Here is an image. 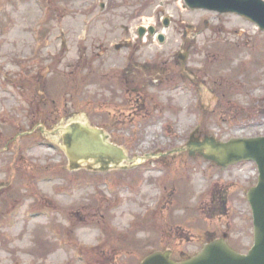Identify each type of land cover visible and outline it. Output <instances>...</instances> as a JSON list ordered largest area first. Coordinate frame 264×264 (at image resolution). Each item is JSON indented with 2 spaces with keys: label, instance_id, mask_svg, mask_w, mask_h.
I'll list each match as a JSON object with an SVG mask.
<instances>
[{
  "label": "rangeland",
  "instance_id": "1",
  "mask_svg": "<svg viewBox=\"0 0 264 264\" xmlns=\"http://www.w3.org/2000/svg\"><path fill=\"white\" fill-rule=\"evenodd\" d=\"M141 27L155 34L139 38ZM55 118L102 130L126 170L72 171L58 131L3 148ZM192 134L264 136L255 24L183 0H0V264H139L164 250L180 261L222 234L246 250L248 206L239 192L220 200L253 185L254 166L244 177L186 152L154 156Z\"/></svg>",
  "mask_w": 264,
  "mask_h": 264
},
{
  "label": "water",
  "instance_id": "2",
  "mask_svg": "<svg viewBox=\"0 0 264 264\" xmlns=\"http://www.w3.org/2000/svg\"><path fill=\"white\" fill-rule=\"evenodd\" d=\"M183 2L190 10L200 9L217 14L239 15L264 31L263 0H183ZM163 25L167 26V21L163 22ZM148 32L152 35L154 29L149 28ZM144 33L143 28L138 29L140 37ZM158 38L161 43L163 36L159 35ZM180 59L184 60L183 57ZM62 128L63 150L71 170H76L86 163L87 168L97 166L99 170L105 171L120 167L123 162L128 161L124 151L111 144L103 131L92 129L77 121H71ZM58 130L59 128L56 131ZM185 150L189 156L197 153L206 161L221 167L242 161L255 163L258 183L247 195L253 219V247L245 255H240L232 251L223 240H216L206 244L197 255L184 261H172L171 253L167 250L151 253L140 264H264V137L234 138L220 142L207 135L203 137L192 135L184 149L160 156L173 155Z\"/></svg>",
  "mask_w": 264,
  "mask_h": 264
},
{
  "label": "flooded vegetation",
  "instance_id": "3",
  "mask_svg": "<svg viewBox=\"0 0 264 264\" xmlns=\"http://www.w3.org/2000/svg\"><path fill=\"white\" fill-rule=\"evenodd\" d=\"M120 82V81H119ZM126 84H128V82H126ZM133 85V84H132ZM126 92L127 93H131V92H135V90H134V88L133 87H131V89H126ZM54 114H55V112H54ZM56 117V116H55ZM39 122H33V123H31V128L29 129V131H26L25 132V134H20V133H17L16 135H13V137H12V139L13 140H15V138H16V142H14V141H9V139H7L6 141H5V143H3V148H5V150H7V148H9V147H12V145L14 144V145H16L17 143H18V139H20L21 137H24V136H26V135H28V137H26L27 139L28 138H30V139H32V137L33 136H39L40 138H43V134H45V135H47V136H51L52 138H53V140H55V135H56V118L52 121V120H47V121H44V122H41L40 120H38ZM33 126V127H32ZM7 130V129H6ZM7 137H5L4 139H6ZM3 142V139H1L0 138V144ZM40 144V143H39ZM1 151V153L3 152L2 151V149L0 150ZM187 154V153H186ZM181 155V154H180ZM180 155H178V156H168V157H166V158H164V159H173V158H175V157H180ZM187 158H192V159H194V158H201L202 159V157L201 156H199V155H195V156H193V157H190V156H188L187 155ZM211 164V166H213V167H215L216 169H217V171L219 172V173H226L230 168H232V169H235L234 171H236V176L238 175V174H243V176L244 177H246L245 175H246V173H247V169L244 167V165H246V164H250V165H252V166H254L252 163H249V162H242V163H239V164H235V165H232V166H228V167H223V168H221V167H218V166H216L215 164H213V163H210ZM254 174V176L252 177V179L254 180V181H256L255 180V178H256V173L254 172L253 173ZM184 176H186V175H184ZM241 182V186H237L236 187V190L235 191H231V192H229V190H221V193H222V198H224V199H221L220 200V202H223V201H225L226 200V198H228V196L230 195V194H233V193H235V194H237L238 192L240 193V195L237 197V202H240V203H242L243 205H247L248 206V208H249V210H250V207H249V203H248V198H247V194H248V191H249V189H250V187H252L253 185H254V183H256V182H254L253 183V185H251V186H249V187H246V186H248L247 184H248V182L244 179V181H240ZM245 186V187H244ZM244 188H245V192L243 193L244 195H243V197L241 196V193L244 191ZM213 191H215V187L213 186ZM230 193V194H229ZM243 198V199H242ZM250 213H251V211H250ZM225 215L227 216L228 215V211H227V213H225ZM251 230H252V227H251ZM238 238V237H237ZM214 240H223L228 246H229V248L230 249H232L233 251H235V252H237V253H239V254H245V253H247L248 252V250L252 247V245H253V242H254V236H253V232H252V235H251V244H250V246L245 250V249H243V248H240V247H238V246H232V245H230V242L228 241V235L227 234H222L220 237H217V238H213V237H211L210 239L209 238H207V240H206V242H205V244L206 243H209V242H212V241H214ZM238 244H240V246H242V243H243V237H241V240H239L238 242H237ZM202 248V247H201ZM201 248L200 249H198L195 253H193V255L194 254H196V253H198L200 250H201ZM193 255H191V256H193ZM190 256V257H191ZM171 258H173V251H172V253H171ZM187 258H189V257H187ZM187 258H184V259H187ZM183 259V260H184ZM176 262L178 261V260H175ZM181 261V260H180Z\"/></svg>",
  "mask_w": 264,
  "mask_h": 264
},
{
  "label": "bare ground",
  "instance_id": "4",
  "mask_svg": "<svg viewBox=\"0 0 264 264\" xmlns=\"http://www.w3.org/2000/svg\"><path fill=\"white\" fill-rule=\"evenodd\" d=\"M76 121H77V120H76ZM76 121H74V122H76ZM77 122H80V123H82V121H77ZM62 127H63V126H62ZM62 127H60V128H59V130H58V132H60V134H61V132H62V129H63ZM61 128H62V129H61ZM60 129H61V130H60Z\"/></svg>",
  "mask_w": 264,
  "mask_h": 264
},
{
  "label": "trees",
  "instance_id": "5",
  "mask_svg": "<svg viewBox=\"0 0 264 264\" xmlns=\"http://www.w3.org/2000/svg\"><path fill=\"white\" fill-rule=\"evenodd\" d=\"M58 121H59V119H58V120L56 119V123H57Z\"/></svg>",
  "mask_w": 264,
  "mask_h": 264
}]
</instances>
